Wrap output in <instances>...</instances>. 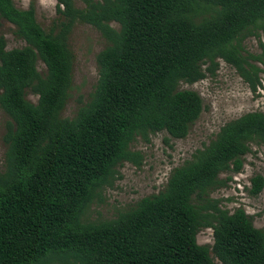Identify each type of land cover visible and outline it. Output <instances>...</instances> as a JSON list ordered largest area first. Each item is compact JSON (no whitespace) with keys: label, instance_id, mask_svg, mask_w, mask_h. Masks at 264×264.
<instances>
[{"label":"trees","instance_id":"1","mask_svg":"<svg viewBox=\"0 0 264 264\" xmlns=\"http://www.w3.org/2000/svg\"><path fill=\"white\" fill-rule=\"evenodd\" d=\"M55 1L58 20L45 31L32 5L0 0V29L8 22L25 43L7 50L0 34V109L10 119L2 138L0 264H264V228L210 197L231 180L220 174L241 172L252 143L264 146V112L224 124L159 193L115 219L84 222L115 168L140 166V154L130 151L137 137L187 136L202 100L181 83L213 76L222 60L252 93L261 87L264 0H80L81 8ZM76 23L95 28L107 45L96 55L89 100L63 118ZM249 38L261 53L246 48ZM263 182L252 177L249 194L258 195ZM204 228L212 230L211 247L197 243Z\"/></svg>","mask_w":264,"mask_h":264},{"label":"rangeland","instance_id":"2","mask_svg":"<svg viewBox=\"0 0 264 264\" xmlns=\"http://www.w3.org/2000/svg\"><path fill=\"white\" fill-rule=\"evenodd\" d=\"M20 9L34 7L38 24L48 31L58 20L55 0H12ZM75 5L83 7L80 0ZM112 26L118 29L117 24ZM0 34L4 37L7 50L21 48L25 43L14 35V27L2 21ZM107 45L106 40L90 25L76 23L68 36V46L73 55L72 83L69 96L60 115L72 118L79 106L85 104L93 92L98 68L96 55ZM246 48L253 53H261L257 39L245 41ZM37 70L43 75L45 67L37 62ZM261 87L252 93L238 76L235 69L222 60L212 76L192 85L180 84V89L192 90L202 100V112L190 126L184 139H172L165 132L149 134L148 141L137 137L130 145L131 152L141 156L140 166L125 162L115 168L110 186H104L84 216V222L98 223L115 219L119 214L132 209L142 198L162 191L171 171L191 160L192 155L203 149L213 140L220 128L245 113L264 112V73L261 74ZM26 99L35 103L37 97L26 92ZM9 117L0 109V169L2 168L6 146L2 140ZM256 175L264 181V146L252 143L250 152L243 157V167L237 174H220L219 179L231 177L224 187L210 193L212 199L220 201V207L232 213L242 208L251 216L255 228H264V182L260 193L249 194L250 179ZM197 243L211 247L212 230L201 229L197 234ZM215 264H221L214 259Z\"/></svg>","mask_w":264,"mask_h":264}]
</instances>
